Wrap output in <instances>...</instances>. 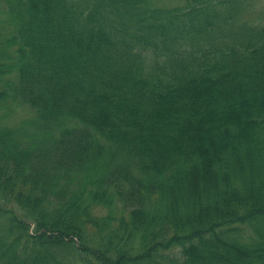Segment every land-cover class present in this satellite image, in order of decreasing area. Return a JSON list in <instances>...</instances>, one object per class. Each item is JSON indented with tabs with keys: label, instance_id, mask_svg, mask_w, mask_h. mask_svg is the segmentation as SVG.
I'll list each match as a JSON object with an SVG mask.
<instances>
[{
	"label": "trees",
	"instance_id": "16d2710c",
	"mask_svg": "<svg viewBox=\"0 0 264 264\" xmlns=\"http://www.w3.org/2000/svg\"><path fill=\"white\" fill-rule=\"evenodd\" d=\"M262 1L0 0V264H264Z\"/></svg>",
	"mask_w": 264,
	"mask_h": 264
},
{
	"label": "rangeland",
	"instance_id": "374dc122",
	"mask_svg": "<svg viewBox=\"0 0 264 264\" xmlns=\"http://www.w3.org/2000/svg\"><path fill=\"white\" fill-rule=\"evenodd\" d=\"M13 109H15V110H13V115H12L11 118H14V117L17 118V120H16L17 122L20 119H22L23 117L27 116V114H25V112L28 113V111L26 110V108L24 106H22V105H20V106H13ZM16 121H13L10 124H14L15 125V122ZM0 205L3 206L4 209H7L8 207H10L12 209V211L16 212L17 215L19 217H21V219L24 222H26V223H28L30 225H33V223H31L32 222L31 215L28 214L27 212H24L22 209H18L16 207H14L12 204H9V203H6V202H3V203L0 202Z\"/></svg>",
	"mask_w": 264,
	"mask_h": 264
}]
</instances>
